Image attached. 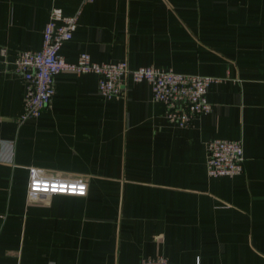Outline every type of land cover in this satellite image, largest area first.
Segmentation results:
<instances>
[{
    "label": "crops",
    "instance_id": "1",
    "mask_svg": "<svg viewBox=\"0 0 264 264\" xmlns=\"http://www.w3.org/2000/svg\"><path fill=\"white\" fill-rule=\"evenodd\" d=\"M74 14L60 53L217 77L212 110L171 122L147 80L104 97L93 72L59 71L21 121L23 49L50 10ZM6 48L7 54H2ZM240 139L244 171L207 173V142ZM83 177L85 196L28 200V167ZM264 264V0H0V264Z\"/></svg>",
    "mask_w": 264,
    "mask_h": 264
},
{
    "label": "built area",
    "instance_id": "2",
    "mask_svg": "<svg viewBox=\"0 0 264 264\" xmlns=\"http://www.w3.org/2000/svg\"><path fill=\"white\" fill-rule=\"evenodd\" d=\"M81 7L67 15L61 7L50 10L43 31V46L39 50H20L14 59V69L26 83L24 111L21 121L39 117L49 107L56 93L55 75L67 70L75 73L93 72L98 75V88L104 97L120 93L122 81L129 75L135 81L147 80L152 98L165 106V115L171 122L191 124L198 116L212 110L207 94L210 85L218 80L211 75L178 73L173 69L145 65L131 67L127 60L97 62L83 52L76 61L67 60L61 53L62 45L73 37ZM6 55V48L2 49ZM207 173L210 176L236 175L244 171V149L240 139L216 137L207 142ZM28 200L37 201L56 194L85 196L88 184L83 177L65 178L49 174L44 167H28ZM71 264V263H57ZM139 264H172L164 255L143 258Z\"/></svg>",
    "mask_w": 264,
    "mask_h": 264
}]
</instances>
